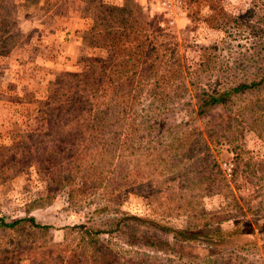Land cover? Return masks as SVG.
Segmentation results:
<instances>
[{
    "label": "trees",
    "instance_id": "obj_1",
    "mask_svg": "<svg viewBox=\"0 0 264 264\" xmlns=\"http://www.w3.org/2000/svg\"><path fill=\"white\" fill-rule=\"evenodd\" d=\"M102 8L88 51L100 47L106 53L79 57L80 74L48 83L41 108L48 128L0 133V184L36 169L47 175V191L54 193L81 177L68 205L78 219L61 227L62 238L55 239L54 225L34 215L0 217V228L9 235L0 243V264L22 259L30 264H263L248 213L264 233V167L256 168L240 142V131L246 126L264 138V65H257L264 59V0H251L246 11L226 17L235 36L250 42L249 48L225 59L217 46L209 47L199 65L188 69L199 113L207 117L216 107L225 111L213 123L207 119L205 132L189 126L188 120L164 117L165 107L157 99L135 107V84L151 76L156 42L142 31L145 27L127 26V2ZM157 29L162 43L170 46V58L177 59L175 36ZM178 70L173 66L161 77L172 81ZM166 132L172 135L168 143L161 140ZM136 133L139 145L128 142ZM212 143L233 147L242 175L259 193V202L248 210L239 201L226 213L204 206V196L226 185ZM162 144L169 148L162 149ZM171 149L179 153L170 156ZM147 151L154 155L144 166ZM193 152L198 153L196 179L187 182L184 160ZM130 157L135 169H144L131 172L135 181L125 184L123 164ZM124 188L150 195L152 215L124 210L116 202L117 191ZM93 189H102L101 195L88 201L86 194ZM177 214L187 216L185 227L156 217ZM262 239L264 248V234Z\"/></svg>",
    "mask_w": 264,
    "mask_h": 264
},
{
    "label": "rangeland",
    "instance_id": "obj_2",
    "mask_svg": "<svg viewBox=\"0 0 264 264\" xmlns=\"http://www.w3.org/2000/svg\"><path fill=\"white\" fill-rule=\"evenodd\" d=\"M34 1L37 2L34 3ZM49 1L0 0V133L7 134L24 129L39 131L48 128L47 114L41 109L47 100L48 83L58 76L78 75L82 72V67L77 64L78 59L73 65L61 61L62 53L57 52L58 49L61 51L60 44H57V39H54L53 34L57 29L56 26L54 27V24H57L56 19L52 14L43 12L45 8L49 10L52 8ZM126 2L131 10L128 13L127 26L130 22L139 28L145 27L142 31L155 40L157 49L150 58L151 63L154 62L152 72H148L151 76L136 81L135 107L141 106L139 101L148 104L157 99V103L165 107L164 117L167 116L166 118L174 119L178 123L188 120L189 126L197 125L205 132L207 119H212L211 123H213L214 120L224 117L225 111L221 107H216L209 110L207 117L199 113L188 69H195L199 65L204 58V50L209 47L217 46L221 50L219 53L225 55V59H230L240 50L244 51L250 47L247 39L235 36L232 25L226 22V17L237 16L246 11L251 0H190L188 8L178 9L170 16L166 15L161 0H126ZM42 3L44 6L41 7ZM90 10L95 15L94 20L84 23L70 19L64 21V23L79 24L80 29H83L82 34L84 35L82 36L87 43V49L81 55L82 57L91 56L92 53L94 56L106 53V50L100 47H94L92 51H88L91 47L90 42L95 40L93 38L94 26L101 17L103 8L101 11L100 8H90ZM157 27L175 36L177 59L170 58L169 55L172 54L170 46L162 43L161 30ZM168 61L170 63L166 64ZM257 65H264V59ZM173 66L180 70L173 76L172 81H169L167 76L161 77ZM252 71H254L253 67L248 72ZM161 86H166L165 90ZM174 130L178 131L176 128ZM240 135V142L249 150L256 168H263L264 138L246 126L241 128ZM171 136L166 132L161 140L166 139L165 143H168ZM128 142L139 145V134H131ZM211 146L218 162L219 174L227 186L219 187L215 193L204 196L206 209L226 213L231 209L234 201H239L245 210H248L249 205L257 204L260 200L259 193L242 175L237 153L233 147L228 144L215 145V143ZM161 148H169V145L162 144ZM147 153L149 156H144L142 160L144 166H149L146 162L154 155V151H147ZM177 153L179 152L176 149L169 151L170 156ZM129 159L131 160L123 164L125 169L122 170L124 174L128 173L125 184L135 181V176L130 175L131 172L134 174L144 169H135L133 158ZM184 161H187L189 165L185 180L192 182L196 179L198 153L193 152ZM231 166L233 167L232 174L228 175V168ZM236 167L239 171H236ZM118 179L121 180V176L118 175ZM147 179L146 177L145 180ZM81 184L82 178L79 177L65 188L49 193L47 175L37 172L36 169H28L16 178L0 184V217L11 220L34 215L42 222L53 224L52 232L55 239H61V227L78 219L72 210H68V205L71 190ZM101 192L102 189L89 190L86 194L88 201L97 199ZM116 202L124 210L133 214L152 215L150 195L124 188L117 191ZM156 217L176 227H185L188 220L185 214L168 217L156 215ZM248 219L252 224L253 237L263 253L264 264V248L262 247V234L264 233L258 227L252 214L248 213ZM8 239L9 235L0 228V243H5ZM103 245L106 246L105 241L102 242L101 248L104 247ZM9 264H30V261L29 259L11 260Z\"/></svg>",
    "mask_w": 264,
    "mask_h": 264
},
{
    "label": "crops",
    "instance_id": "obj_3",
    "mask_svg": "<svg viewBox=\"0 0 264 264\" xmlns=\"http://www.w3.org/2000/svg\"><path fill=\"white\" fill-rule=\"evenodd\" d=\"M52 2V3H51ZM55 2V3H54ZM52 8H45L44 13L52 14L56 19L57 24H54L55 29L54 39H57V44H60L62 63L66 61L73 65L77 59L86 51L87 43L85 41L83 29H80L79 24L64 23L65 20H74L75 22H87L94 20L95 15L90 8H100V11L105 4L123 6L126 0H50ZM44 6L43 3L40 5ZM60 23V24H59ZM67 35V39L64 37ZM63 48V50H62ZM67 65V64H65ZM67 65V66H70ZM64 67V65H63Z\"/></svg>",
    "mask_w": 264,
    "mask_h": 264
},
{
    "label": "built area",
    "instance_id": "obj_4",
    "mask_svg": "<svg viewBox=\"0 0 264 264\" xmlns=\"http://www.w3.org/2000/svg\"><path fill=\"white\" fill-rule=\"evenodd\" d=\"M190 0H161V5L166 12V15L170 16L178 9H186L189 6ZM172 22V21H171ZM228 175L232 174L233 167L228 168Z\"/></svg>",
    "mask_w": 264,
    "mask_h": 264
}]
</instances>
